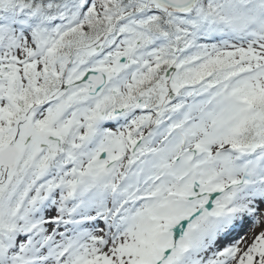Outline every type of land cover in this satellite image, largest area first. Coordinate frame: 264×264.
Instances as JSON below:
<instances>
[{
    "label": "snow or ice",
    "instance_id": "snow-or-ice-1",
    "mask_svg": "<svg viewBox=\"0 0 264 264\" xmlns=\"http://www.w3.org/2000/svg\"><path fill=\"white\" fill-rule=\"evenodd\" d=\"M0 264H264V0H0Z\"/></svg>",
    "mask_w": 264,
    "mask_h": 264
}]
</instances>
